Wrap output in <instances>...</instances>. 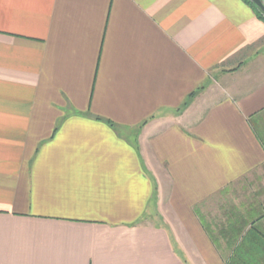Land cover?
<instances>
[{
	"label": "crops",
	"instance_id": "obj_1",
	"mask_svg": "<svg viewBox=\"0 0 264 264\" xmlns=\"http://www.w3.org/2000/svg\"><path fill=\"white\" fill-rule=\"evenodd\" d=\"M249 177L264 22L244 0H0V264H225L221 228L264 213Z\"/></svg>",
	"mask_w": 264,
	"mask_h": 264
},
{
	"label": "trees",
	"instance_id": "obj_2",
	"mask_svg": "<svg viewBox=\"0 0 264 264\" xmlns=\"http://www.w3.org/2000/svg\"><path fill=\"white\" fill-rule=\"evenodd\" d=\"M244 1L264 22V13L261 9L250 0ZM195 94V91L191 92L183 102V106H186ZM107 122L113 126L110 121ZM203 226L210 233L207 225L203 224ZM221 230V234L225 235L227 239L226 249L230 254L226 258L225 264H264V213L256 215V211L252 209L239 219L235 217Z\"/></svg>",
	"mask_w": 264,
	"mask_h": 264
},
{
	"label": "rangeland",
	"instance_id": "obj_3",
	"mask_svg": "<svg viewBox=\"0 0 264 264\" xmlns=\"http://www.w3.org/2000/svg\"><path fill=\"white\" fill-rule=\"evenodd\" d=\"M249 179H253L250 181L253 184V186H251V188L253 187V190L258 189V187L264 188L260 180L256 181L254 177H249ZM244 181L246 180H241L240 184L235 185L234 189L231 188L229 190V193H230L229 195L222 196V198L220 197V198H214V199L209 200L206 204L202 205L203 207L201 206L200 208L201 211L205 215H207V217L211 218L213 217V215H218L219 205L224 203L226 200H231L237 203L239 201H242L244 198H247V196H245L246 195L245 193H241L244 187H242V189L239 188L241 187V185H244ZM236 188H238V190ZM259 191H262V190H259Z\"/></svg>",
	"mask_w": 264,
	"mask_h": 264
},
{
	"label": "water",
	"instance_id": "obj_4",
	"mask_svg": "<svg viewBox=\"0 0 264 264\" xmlns=\"http://www.w3.org/2000/svg\"><path fill=\"white\" fill-rule=\"evenodd\" d=\"M264 13V1L263 0H250Z\"/></svg>",
	"mask_w": 264,
	"mask_h": 264
}]
</instances>
